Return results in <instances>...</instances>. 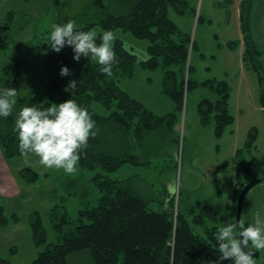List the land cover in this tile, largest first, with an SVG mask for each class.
Here are the masks:
<instances>
[{"label": "trees", "instance_id": "16d2710c", "mask_svg": "<svg viewBox=\"0 0 264 264\" xmlns=\"http://www.w3.org/2000/svg\"><path fill=\"white\" fill-rule=\"evenodd\" d=\"M86 8L95 18L78 26L77 30L88 31L98 23L104 31L120 28L149 41V57L141 61V65L152 70L164 68L163 92L174 98L177 108L159 116L120 86L123 77L134 75L137 58L120 39L114 42L117 62L111 76L101 73L94 60L82 56L79 62L75 61L70 46L65 45L59 53L50 50L44 67L46 98L31 91L17 99L12 115L0 117V149L7 160L21 155L17 133L13 129L16 114L22 107L42 109L51 103L74 99L89 110L99 129L94 138H89L78 164L91 172L98 169L92 181L101 195L95 205L87 203L75 218L68 215L64 206L56 205L51 209L49 214L59 240L48 244L30 264H69V255L83 250L91 251L93 264H232L230 260H221L217 251L215 233L218 225L215 223L218 215L211 204L189 203L185 209L188 212H185L179 206V198L174 196L163 209L155 210L148 199L133 190L129 178L118 180L110 175L125 163L146 164L151 156L135 153L132 143L124 152L113 153L114 141L121 139L126 145L132 139L136 145L135 135L141 140L162 129L172 136L185 107L186 93L199 84L217 95L215 99L204 98L198 103L201 122L205 125L213 123L218 138L233 124L229 83L226 79L208 78L198 82L192 78L189 56L195 41L170 18L171 8L183 14L193 10L190 0H93ZM100 12L101 15L96 17ZM245 14L243 9V20ZM15 18L11 14L6 16L8 24ZM259 53L257 47L252 49L247 38L244 61L248 68L252 67L258 73L264 106V68L258 60ZM62 66L69 68L70 75L59 74ZM0 67V87H14L17 91L21 88L19 73L30 69L17 62ZM73 79L77 81L76 89L66 91ZM94 102L101 103L108 113L96 112ZM257 135L256 127H252L245 147L237 152L238 175L245 183L254 178L264 179V159L243 158V152L255 146ZM17 176L26 183H34L40 178L39 172L30 166L19 169ZM4 209L0 204V226L8 222ZM206 221L214 225L205 228V234L196 233L192 222L206 224ZM249 223L244 222L245 226ZM29 224L34 243L37 246L45 244L47 229L39 210L29 213ZM0 264L11 263L0 255Z\"/></svg>", "mask_w": 264, "mask_h": 264}, {"label": "rangeland", "instance_id": "374dc122", "mask_svg": "<svg viewBox=\"0 0 264 264\" xmlns=\"http://www.w3.org/2000/svg\"><path fill=\"white\" fill-rule=\"evenodd\" d=\"M91 1L93 0H0V66L17 62L22 67L25 65L30 67L28 71L23 70L19 73L21 88L17 91L16 99L24 97L31 91L46 98L47 75L44 67L47 54L51 50L47 32L54 23L62 24L71 19L77 26H81L88 20L94 19L95 17L86 8ZM212 1L215 7L211 5ZM238 1L232 0L229 4L220 0H190L193 10L187 13H178L172 8L169 10L170 18L182 30L190 33L192 39L197 38L200 46V48H192L189 56L193 66L192 78L198 82L208 78L226 79L229 83L233 124L218 138L213 123L205 125L201 122L197 110L198 103L204 98L215 99L217 95L212 89L199 84L186 93L185 107L172 136L167 135L164 129L146 136L148 141L144 147L150 145L152 149L159 142L156 152L164 151L162 156L151 158V162L147 164L151 168L144 165L138 169L131 167L129 172H141L147 175L156 190L166 189L163 179L172 178L174 175L175 188L173 189L171 184L164 191L170 194L174 190V196L180 200L181 210L188 208L190 202L201 201L203 204H213L218 210V220L215 223L218 226L235 222V215L233 218L229 215V205L235 194L237 204L239 191H242L246 184L245 179L238 175L237 152L245 147L249 131L254 124L258 132L256 144L243 152V158L250 160L256 156L264 159V110L262 111L259 101L256 71L246 65L245 74L251 76L252 83L246 75L245 82L240 83L241 73L244 74V70L241 67L239 41L242 34L237 31L236 21ZM247 4L248 1L244 0L245 11ZM220 8L223 9L224 18L227 12L230 13L231 23L224 25L219 20L209 24L207 19L212 12L220 16L223 14L219 13ZM10 14L16 18L8 24L6 16L9 17ZM100 15L101 12L96 17ZM234 27H236L235 33ZM90 30H95L98 34L104 31L98 23ZM111 31L137 55L134 75L123 77L120 86L159 116L175 111L177 102L163 92L164 68L160 66L152 70L141 65V61L149 57V41L137 38L131 32L120 28ZM217 33L220 37L216 36ZM223 35L235 39L236 44L233 43L229 48L227 42H224ZM250 88L258 94L257 104L260 106L257 108L252 106V104L256 105V98L245 100ZM93 109L98 113H108L99 102L93 103ZM134 138L136 142L142 140L136 135ZM37 159L33 155H20L11 159V166L16 174L19 169L26 166L34 168L40 174L39 180L34 183H26L18 178L22 195L11 204L2 202L8 222L5 226H0V255L8 259L11 264H30L48 244L58 242V233L49 214L56 205L64 206L68 215L75 218L81 208L86 207L87 203L95 205L101 195L92 181L98 169L91 172L78 164L76 173L66 174L62 169L35 165ZM147 192L145 190V197L143 196L145 199L152 195L151 192ZM160 201V203L150 202L152 204L150 207L163 209L164 201L161 199ZM33 210L41 212L47 229L46 243L40 246L34 243L33 231L29 224V213ZM188 216L191 218L192 215L188 214ZM192 224L194 231L200 234H205V228L214 225L211 221H206V224L193 222ZM259 252L260 256L255 258V263L264 264V249ZM68 261L69 264H93L92 253L89 250L74 252L69 255Z\"/></svg>", "mask_w": 264, "mask_h": 264}, {"label": "clouds", "instance_id": "9594fccd", "mask_svg": "<svg viewBox=\"0 0 264 264\" xmlns=\"http://www.w3.org/2000/svg\"><path fill=\"white\" fill-rule=\"evenodd\" d=\"M77 27L71 19L66 23L52 24L50 48L59 53L65 45L70 46L75 61L79 62L82 56L94 60L101 73L111 76L117 62L115 33L105 30L98 34L95 30H77ZM59 74L68 76L70 70L62 66ZM76 87L77 81L73 79L65 90H75ZM17 96V88L0 87V117L13 114ZM13 130L17 133L21 155H33L38 158L35 165L62 169L66 174L76 173L89 138L99 132L89 110L71 98L42 109L22 107L16 114ZM215 240L221 260H230L232 264H255L254 253L264 249V210L257 209L247 226L243 220L218 226Z\"/></svg>", "mask_w": 264, "mask_h": 264}, {"label": "crops", "instance_id": "0c3cea01", "mask_svg": "<svg viewBox=\"0 0 264 264\" xmlns=\"http://www.w3.org/2000/svg\"><path fill=\"white\" fill-rule=\"evenodd\" d=\"M220 1L226 2L229 4L232 2V0H220ZM243 1L244 0L238 1L237 11H236L237 31L240 35L242 34L241 35L242 37L239 38L240 39L239 41L241 44V59H242L241 60V67L244 70V74L241 73V78H240L241 84L245 82L246 62L244 61V53H245V50L247 48V35H246V30L244 28L245 27L244 26L245 25L244 24L245 19L243 20ZM209 3H211V2H209ZM252 4L253 5H252L251 17H250L251 32H252V36H253L254 42L256 44V47L260 51V53L258 54V60L264 68V0H254V3H252ZM211 5H213L215 7V3L213 1H212ZM218 10H219L220 14H222V13L223 14L220 16V15H216L214 12H212L208 16V19H207L208 23L213 24L214 21L220 20V21H222V23L224 25L230 24L231 23L230 13L227 12V14L224 18L223 9L220 8ZM219 16H220V18H219ZM225 31L226 30H224V32ZM235 32H236V27H234V33ZM216 36L220 37V35L218 33ZM223 38H224V42H227V46L229 48H230V46L233 45V43H234V45L236 44L235 39H232L231 37H226L225 35H223ZM194 41H195V47L200 48V46L197 42V38H194ZM219 44L221 45L224 43H219ZM249 69H253V68L251 67ZM256 73H257V71H256ZM256 75H257V81H258V85H259V101L261 102V94H262L261 93V85H260L258 73ZM246 76H248V75H246ZM249 78H250L251 83H252L251 76ZM253 92H254L253 89L250 88L248 90L246 96H245V100L256 98V100H255L256 105L252 104V106L254 108H257V106H260V104H257L258 94H256L255 92L253 93ZM231 96H230V107L232 105ZM261 109H262V111L264 110V106H262V103H261ZM177 125H178V123L176 124V126ZM254 125H252V126L256 127ZM252 126H251V128H252ZM230 129L233 130L232 128H230ZM146 136L147 135H145L140 142H137L136 145L133 143L134 141L132 139H130V143L126 142V145H125V142H123V140L118 139V140L114 141V143L112 145V151H113V153H122L132 143L131 146H133V150L137 154L144 153L147 155H151L155 158L158 156L161 157L162 156L161 154H163L164 151L161 150L159 152H156V149L158 147L159 142L157 143V145L153 146L152 149H151L150 145L144 147L148 141V137L146 138ZM164 145H165V143H164ZM137 149H138V151H137ZM139 150H140V152H139ZM151 156L149 157L150 159H149L148 163L151 162L150 161L152 158ZM148 163H146V164H138V163H132V162L125 163L119 169L112 172L110 175L112 178L118 179V180L129 178L131 180V184L133 183L132 185H134V186H132L133 190H135L138 194L144 196L145 190H147L148 192H151V194H152L151 196H147V199L150 202L160 203L161 202L160 199H161L164 201L163 205L166 206L169 203V201L172 199V197H174V193H173L174 190L170 194L164 190H166L171 184H172V188L173 189L175 188L174 184H173L174 175H172V178L167 177V178L163 179V183H164L163 185L166 187V189L156 190L155 186H153L151 180L147 178L148 177L147 175H145L141 172L129 173L131 167H133V168L135 167V169H138L144 165L148 168H151L147 165ZM11 165H12L11 160H7L4 157L2 150L0 149V202H1L0 204H2V202H6V203L9 202V204H11V203L17 201L23 193V191L21 189V185H20L18 177H17V174H16V172H14ZM136 180H138L139 182H137ZM199 202H201V201H199ZM2 205L4 206V204H2ZM149 205L152 206V204H149ZM212 206L217 210V208L213 204H212ZM257 209L264 210V182H261V183L257 184L255 187H253L251 189V191L245 197L243 213H242L243 214L242 215L243 221L244 222H252L253 214ZM155 210H157V209H155ZM217 212H218V210H217ZM235 212H236V194L233 196L232 202L229 205V215L231 218H233V215H235ZM13 214H15V213H13Z\"/></svg>", "mask_w": 264, "mask_h": 264}, {"label": "water", "instance_id": "95a60500", "mask_svg": "<svg viewBox=\"0 0 264 264\" xmlns=\"http://www.w3.org/2000/svg\"><path fill=\"white\" fill-rule=\"evenodd\" d=\"M252 3L253 0H248L246 14H245V28L247 31V38L251 42L252 49H256V44L254 42L252 32H251V25H250V17H251V9H252ZM263 178H254L250 180L248 183H246L240 192L237 204H236V213H235V222L242 219V213H243V207H244V200L247 194L251 191L253 187H255L257 184L263 182ZM260 256V252H255L253 258H258Z\"/></svg>", "mask_w": 264, "mask_h": 264}]
</instances>
